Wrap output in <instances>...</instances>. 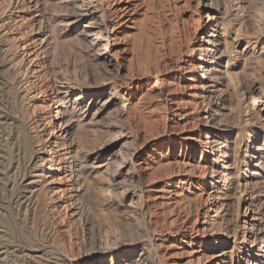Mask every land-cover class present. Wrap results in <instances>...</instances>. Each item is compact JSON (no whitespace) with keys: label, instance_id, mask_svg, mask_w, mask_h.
<instances>
[{"label":"rangeland","instance_id":"rangeland-1","mask_svg":"<svg viewBox=\"0 0 264 264\" xmlns=\"http://www.w3.org/2000/svg\"><path fill=\"white\" fill-rule=\"evenodd\" d=\"M75 4L76 18L69 0H0V59L13 64L0 70L1 112L45 123L62 94L85 123V137L79 128L73 137L88 166L86 187L64 198L49 189L45 165L28 210L1 181L9 240L46 264H260L264 0ZM18 72L32 87L27 99L17 94Z\"/></svg>","mask_w":264,"mask_h":264},{"label":"bare ground","instance_id":"bare-ground-1","mask_svg":"<svg viewBox=\"0 0 264 264\" xmlns=\"http://www.w3.org/2000/svg\"><path fill=\"white\" fill-rule=\"evenodd\" d=\"M75 1L77 0H69V2L73 4V7H71L72 8L71 11L69 10L71 12V13L69 12L70 13L69 15H73L74 18L79 16L81 13L80 12L81 9L78 5L75 4ZM90 32L92 31L85 24L84 26H82V29L79 30V34L82 35L81 38L82 41L84 42L82 44L86 46L88 45L87 41H91L86 39L87 37L91 36ZM40 35L42 34L40 33ZM43 39H40L39 44L42 43L41 45H43ZM103 41L106 42L109 41L106 35L103 37ZM212 43H213L212 46L215 47L219 45L218 40L212 41ZM212 43H208V44H212ZM200 50H204V49L200 47ZM206 50L210 51V49H206ZM1 51L3 50L0 44V54ZM27 52L31 53V51L29 50H27ZM107 58H108V54L106 56H103L102 60L109 62V59L107 60ZM5 61L7 60L0 59V70L4 69L5 67L7 69V66L8 68L13 67V64L10 63L12 61L8 62L7 64ZM200 62L201 63L199 64L198 67L205 68L207 64L212 62V55L208 54V56L207 55L204 56ZM16 84H17V94L20 97H26L25 99H27L28 97L33 96L31 95L32 87L29 86V79L25 80L24 76H21L19 72L16 77ZM199 84L201 85L200 88L206 90L211 86V79H205ZM57 101L60 102V104H57L54 107L55 109H52L49 112V115L45 118L46 120L45 123H40V122L38 123V120L36 119H35L36 122L34 121L35 123L33 122L30 123L28 121L27 115L25 114L26 111L21 115L19 114L18 116L17 113H14L16 115L14 114L11 115V113H8L10 111H7V113H2L1 107L3 106L4 103L2 104V106L0 105V129H2L3 127L7 129L6 131L3 128L4 129L3 131H6V134L0 135V183H2L1 181H3V184L7 187L8 191L11 193L12 196L11 195L9 196L10 202L20 208L23 207L26 209L34 204L35 199L33 200L32 194L34 192V189L38 186L40 181L39 177L45 171V165L47 164H49L51 170L50 172L52 173L51 175L48 176L50 180L47 181V184H50L49 189L53 190V192L55 193H58L60 197H64L70 191L74 193L73 194L74 196H76L81 191L79 188L85 186L83 185L85 184L84 177L88 170V166L86 165V163L83 162L84 161L82 159L83 157L79 156V151H80L79 145L81 144L80 143L78 144L77 139L73 137L75 136L73 135L74 132L76 131V129L79 128L78 132H80L82 135V137H79V139L81 138L82 140L83 136L85 135L84 134L85 123L73 111L71 106L68 104L67 99L64 96H62V94L57 96ZM100 110L101 109H97L98 116L101 114ZM47 130L49 131L48 135L51 134V138L53 139L52 141L48 137L45 138V135H47L46 132ZM1 131L2 130H0V132ZM54 131L57 132V135H52L54 134L53 133ZM41 141L46 142V145L44 147H42ZM215 141H216L215 139L212 140V144L210 145V150L207 153V156L210 157L209 162H211L210 164L211 168L213 167V163L216 161L217 152H218V148L216 147ZM79 142L82 141L79 140ZM5 162L7 163L5 164ZM2 164H4L3 166L6 165L5 169L3 168ZM74 177L75 180L73 181ZM211 185H213V182L211 183L209 182V184H207L205 187L210 188ZM2 187L3 186H1V188ZM81 193H84V191H82ZM251 199L253 201V196L248 197V200L251 201ZM1 227L2 226H0V264H46L47 261L44 263L37 261L38 263H36V260L33 259L35 257L34 254H31L29 249L22 247L20 245H16L12 241H10L9 234ZM212 243L213 242L210 239L207 241V244H212ZM199 250L200 251L197 253V261H199V259L201 260L204 252V249H199ZM39 257H41V253ZM128 260H131V258H129ZM145 261H142V263ZM142 263L137 258L134 260V264H142ZM260 264H264V257L261 259Z\"/></svg>","mask_w":264,"mask_h":264}]
</instances>
